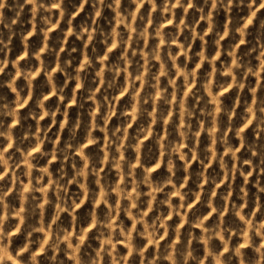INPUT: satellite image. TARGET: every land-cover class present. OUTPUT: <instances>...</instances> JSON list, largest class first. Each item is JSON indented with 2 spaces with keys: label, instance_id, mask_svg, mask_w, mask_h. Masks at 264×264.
Masks as SVG:
<instances>
[{
  "label": "clouds",
  "instance_id": "1",
  "mask_svg": "<svg viewBox=\"0 0 264 264\" xmlns=\"http://www.w3.org/2000/svg\"><path fill=\"white\" fill-rule=\"evenodd\" d=\"M0 264H264V0H0Z\"/></svg>",
  "mask_w": 264,
  "mask_h": 264
},
{
  "label": "rangeland",
  "instance_id": "2",
  "mask_svg": "<svg viewBox=\"0 0 264 264\" xmlns=\"http://www.w3.org/2000/svg\"><path fill=\"white\" fill-rule=\"evenodd\" d=\"M18 43V42H17ZM11 98V97H10Z\"/></svg>",
  "mask_w": 264,
  "mask_h": 264
}]
</instances>
